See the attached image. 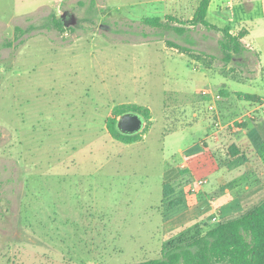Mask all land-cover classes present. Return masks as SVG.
<instances>
[{"label":"rangeland","instance_id":"obj_1","mask_svg":"<svg viewBox=\"0 0 264 264\" xmlns=\"http://www.w3.org/2000/svg\"><path fill=\"white\" fill-rule=\"evenodd\" d=\"M195 1L0 0V264H131L217 222L216 211L166 229L172 216L162 187L174 181L189 135L182 127L194 112L208 119L210 149L224 162L232 137L261 125L262 101L238 94L264 98V30L226 62L221 32L188 22ZM61 14L64 30L54 24ZM168 15L185 21L171 22L183 34L143 22ZM255 35L260 59L251 49ZM203 89L220 94L215 110ZM128 103L148 107L151 118L140 139L125 144L105 119ZM260 137L263 160L249 165L256 173L249 185L264 186V127Z\"/></svg>","mask_w":264,"mask_h":264},{"label":"trees","instance_id":"obj_2","mask_svg":"<svg viewBox=\"0 0 264 264\" xmlns=\"http://www.w3.org/2000/svg\"><path fill=\"white\" fill-rule=\"evenodd\" d=\"M209 1L199 0L193 18L188 22L199 23L208 28L216 29L204 21ZM167 18L168 21L162 22L158 16L146 17L143 22L160 29L173 30L179 34L185 32L184 27L171 23L177 21L182 24L185 21L171 15H168ZM54 24L59 30L66 28L61 19L54 20ZM219 31L221 38L218 40V45L224 61L229 62L235 56H241L250 50L246 48L243 41L247 35L245 28L234 33L226 26ZM168 43L170 47L194 56L191 53L193 49L190 47L170 41ZM238 96L245 101L258 103L262 101L255 94L239 93ZM126 112L137 113L146 122L151 118V114L146 106L128 103L115 106L113 115L106 117V129L111 137L129 144L138 141L141 135L139 132L123 134L117 130V118ZM239 126L242 127L245 124ZM229 154L232 158L237 157L247 161L245 154L235 145L229 147ZM223 162L222 159L220 160L215 156L206 144H203V151L200 154L188 157L191 170L199 177L219 170ZM182 180L183 177L173 182L163 183L162 203L167 200L170 208L182 203L180 198L170 199V196L181 186ZM246 180V177L240 178L238 181L231 182L230 186H239ZM240 202L242 207L239 212L224 216L214 224L206 225L203 228L198 227L197 234L188 240L177 237L163 243L158 257L131 264H264V186L261 181L243 192Z\"/></svg>","mask_w":264,"mask_h":264},{"label":"crops","instance_id":"obj_3","mask_svg":"<svg viewBox=\"0 0 264 264\" xmlns=\"http://www.w3.org/2000/svg\"><path fill=\"white\" fill-rule=\"evenodd\" d=\"M197 4L198 1L192 4L194 10L192 14L189 15V20L193 18ZM204 21L218 30L226 26L229 27L231 31L245 28L247 30V35L243 38L245 42V38L248 35L253 34L256 30H264V0H210L204 16ZM256 40H258V36L255 35L252 37V41L255 43L253 45L256 46L255 48H251L249 45V47L256 51L260 59L261 51H257V49L260 48V44H257ZM263 65L264 64L260 61L258 65L259 71L264 69ZM259 104L264 106V98L262 99V104ZM192 115L194 117L193 121L186 127H182V130L185 128L189 131L184 147L189 148L191 152L184 154V147H179L177 156L179 159L181 158V161L174 164V180L183 177L181 186L174 192V194H178L176 198H180L182 203L170 210L169 216L172 217L167 219V222L164 224L166 229L169 228L170 231L185 223L201 219L203 216H212L216 211L218 212V220L224 216L239 212L242 207L240 202L241 194L257 184V181L253 185L248 184L250 181L255 180L256 176V173L250 171L249 165L253 166L254 169L259 163L258 160L261 162L263 160L262 157L256 153L258 151V144L260 143L261 146L263 145V139H261L260 136L261 129L264 127V115L260 117V121L262 120L261 125L248 124V126H245V128L239 132V134L243 136L242 140L244 144L247 143L246 145L240 146L242 140L237 137H232V141L235 142V145L247 157L246 162L240 158L233 157L223 162L219 170L204 174L200 177L197 176L195 172L191 170L188 157L200 154L203 151V144L208 145L210 148L213 144L211 138L215 133L213 134L209 132L210 130H207L208 126L206 122L208 119L198 112H194ZM220 132H222V129L219 130L218 134ZM228 137L231 136L226 135V138ZM245 169L248 170L245 171ZM261 175V173H258L257 177H261ZM244 177H246L247 180L243 184L234 187L230 186L231 182L238 181V179ZM197 179H204V184L201 186L196 185L195 181ZM193 186H195L196 189L194 193L190 192ZM200 194L201 196H198ZM237 202H239V204Z\"/></svg>","mask_w":264,"mask_h":264},{"label":"water","instance_id":"obj_4","mask_svg":"<svg viewBox=\"0 0 264 264\" xmlns=\"http://www.w3.org/2000/svg\"><path fill=\"white\" fill-rule=\"evenodd\" d=\"M65 14H61V20L64 25L67 27V22L64 20ZM144 127L143 118L137 113L126 112L121 114L116 121V128L119 132L123 134H134L138 133Z\"/></svg>","mask_w":264,"mask_h":264},{"label":"built area","instance_id":"obj_5","mask_svg":"<svg viewBox=\"0 0 264 264\" xmlns=\"http://www.w3.org/2000/svg\"><path fill=\"white\" fill-rule=\"evenodd\" d=\"M201 93L207 100L208 110H210V111L215 110L218 101H220V99H221L220 94L214 93V92L212 93L209 89H203L201 91ZM204 181H205L204 179H199L198 183L203 184Z\"/></svg>","mask_w":264,"mask_h":264},{"label":"flooded vegetation","instance_id":"obj_6","mask_svg":"<svg viewBox=\"0 0 264 264\" xmlns=\"http://www.w3.org/2000/svg\"><path fill=\"white\" fill-rule=\"evenodd\" d=\"M63 18H64V20L66 21L67 15H65Z\"/></svg>","mask_w":264,"mask_h":264}]
</instances>
